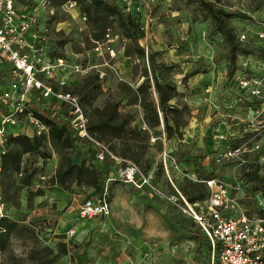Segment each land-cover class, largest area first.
<instances>
[{"label": "rangeland", "instance_id": "rangeland-1", "mask_svg": "<svg viewBox=\"0 0 264 264\" xmlns=\"http://www.w3.org/2000/svg\"><path fill=\"white\" fill-rule=\"evenodd\" d=\"M55 1L58 0L48 3L52 13L40 17L51 27L49 36L54 52L81 62L87 58L100 62V57L88 51L93 31L87 14L82 12L80 5L65 12ZM113 1L121 4L120 0ZM208 1L223 11H227L230 4L241 3V9L237 6L230 10L246 15H223L234 42L241 32L246 37L238 47L248 51L236 49L233 62L228 42L213 27L212 19L198 0H160L142 8L139 17L147 21V30L142 33L140 42L147 44L145 51L153 52L158 63L155 72L161 80L172 83L182 92L183 96L178 97L187 104L188 111L184 113L186 123L180 130V138L189 140L179 150L172 149L170 144L163 143L160 122L148 129L137 162L153 169L157 185L168 195L177 196L176 190L186 197L187 194H201L205 192L204 186L187 187V184L196 181L195 177L214 173L227 183L230 195L247 206L238 205V209L255 215L264 208V185L261 183L264 163L254 160V152L244 154L248 159L244 164L234 160L215 161L213 155L222 145L213 135L224 130L235 143L250 136L244 132L243 123L251 110L245 108L247 100L237 95L234 82L239 75L257 74L260 46L256 32L264 27V0ZM22 3L23 0H16L17 8ZM78 9L84 19L76 14ZM107 24L118 30L112 21ZM125 41L121 36L115 40L117 74H112L108 83L103 84L93 105H100L104 97L110 95L120 99L118 109L130 114L132 124L143 125L141 107L126 101L132 94L130 86L142 79L139 74L146 66V59L125 56ZM80 78L78 75L77 80ZM70 81L75 83L72 78ZM150 95L155 99V93L151 91ZM257 138L264 148V131ZM37 142L36 148L20 155L21 175L0 172L4 214L28 227L32 233L30 239L11 236L7 248L0 251V264H210L211 250L197 224L175 203L149 194L146 189L138 190L112 181L108 186L110 215L93 219L79 217L75 207L82 195L92 193L93 186L74 182H65L62 186L52 175L63 152L71 160L79 161L89 158L88 151L76 148L73 143L60 149L50 138H38ZM105 142L116 145L118 140ZM96 169L103 181L104 166L96 165ZM40 174L44 175L42 186L34 187ZM70 228L73 233L67 235Z\"/></svg>", "mask_w": 264, "mask_h": 264}, {"label": "built area", "instance_id": "built-area-1", "mask_svg": "<svg viewBox=\"0 0 264 264\" xmlns=\"http://www.w3.org/2000/svg\"><path fill=\"white\" fill-rule=\"evenodd\" d=\"M159 1L120 0V3L125 11L136 17L144 33L147 21L139 17L142 8ZM48 3L49 0H23L21 7L17 8L16 0H0V171L2 155L8 149V135L24 133L48 139V125L38 113L44 114L66 125L75 142L91 146L94 161L101 162L105 158L110 161L109 173L103 179L101 188L79 199L75 207L79 217H107L110 214L109 183L120 181L175 203L182 213L198 225L208 241L210 264H213L214 258L216 264H264V208L259 214H245L238 209V202L230 195L227 183L214 175L195 177L207 189L202 199L188 200L176 189L177 196L165 194L157 185L152 168L144 169L131 159L115 154L105 141L88 129L87 112L71 86L78 83V75L83 76L88 72L95 73L101 86L112 74H117V49L114 43L120 35L111 25H106L100 38L91 39L92 45L88 51L102 59L98 63L88 58L81 62L56 54L49 36L51 27L40 20L42 12L52 13ZM59 6L61 10L70 12L72 7L79 4L76 0H64ZM237 6L240 7L241 3L230 4L228 8ZM76 14L82 19L85 17L79 9ZM256 35L263 49L257 74L239 75L234 82L237 95L247 100L245 108L247 106L251 110V115L243 120V130L250 136L235 143L224 130L214 133V139L222 145L213 155L217 162L234 160L244 164L248 161L244 154L254 152V160L264 163V148L257 138L264 131V27ZM245 38L241 32L237 34L236 41L241 45ZM140 44L146 49V43ZM71 78L75 83L70 81ZM130 87L133 92L134 85ZM161 135L164 137L163 132ZM16 175H21V171ZM166 177L173 185L170 177ZM43 179L44 175L40 174L33 183L34 187H41ZM2 214L4 202L0 196ZM66 232L71 235L73 229Z\"/></svg>", "mask_w": 264, "mask_h": 264}, {"label": "trees", "instance_id": "trees-1", "mask_svg": "<svg viewBox=\"0 0 264 264\" xmlns=\"http://www.w3.org/2000/svg\"><path fill=\"white\" fill-rule=\"evenodd\" d=\"M62 1L64 0H58L55 1V3L60 4ZM76 1L80 5L82 12L87 14L88 20L91 22L93 39L100 38L106 24L112 21L118 28V30L115 31L126 40L123 46V54L125 56L137 55L141 59H143V57L146 59V66L140 69L139 75L142 79L139 83L134 85V91L126 101L127 104L138 103L141 107L140 119L143 125L140 123L139 125L136 123L132 124L130 114L118 109L120 99H115L110 95H106L100 105H93V100L102 92V86L97 80L95 73H86L81 76L76 85L71 86V90L78 95L79 100L87 112L88 129L103 141H110L112 139L118 140L116 145L112 142H106L109 149L115 154L131 159L144 169L150 168V166H141L137 162L144 148V143L142 141L147 139L148 129L158 125L160 122L163 128L161 132L164 133L165 138L179 139L181 137L180 130L186 123L184 113L188 111L187 104L178 97L182 95V92L177 91L175 85L168 81L161 80L157 75L155 69L158 63L154 60L153 52L145 51L139 42L143 31L139 28L136 17L128 11H125L122 4L118 5L113 0ZM198 1L212 19L213 27L222 33L225 40L228 42L231 61H234L236 49L247 52V49L238 47L239 44L237 41H233V33L225 26L223 21V15H236L240 17H246V15L240 11L230 9L223 11L220 8L214 7L213 3L208 0ZM257 52L261 55L263 49L259 47ZM125 86L127 85L125 84ZM150 90L155 93V99L151 97ZM170 101H172V103H169ZM38 115L48 125V138H50L53 144L58 148L62 149L73 143L76 148L86 149L88 151L89 158H81L79 161L71 160L63 152L60 155L58 166L52 175L53 180L62 186L65 182L67 184L74 182L76 184L83 183L92 185V192L98 191L103 181H100L101 178L96 171V165L104 166L105 172L102 173L101 176L105 178L108 174L109 159L105 158L101 162L94 161L92 159V147L84 143L79 144L75 142L73 135L66 125L44 114L38 113ZM38 138L43 137L34 135L28 136L24 133L8 135V149L1 158V171L6 174L12 172L16 174L20 170L19 162L21 153L36 148L38 145ZM211 175L212 173L209 172L204 177L197 178H205ZM199 182L201 181H192L187 184V187L204 186L205 192L196 195L187 194L188 200H194L200 197L202 199L206 196V186L203 182ZM261 183L264 185V180H262ZM20 228L23 229V231ZM17 235L30 239L32 233L25 225H19L16 221L9 219L5 214L0 215V251L7 248L11 236ZM194 235L197 236L195 233Z\"/></svg>", "mask_w": 264, "mask_h": 264}, {"label": "crops", "instance_id": "crops-1", "mask_svg": "<svg viewBox=\"0 0 264 264\" xmlns=\"http://www.w3.org/2000/svg\"><path fill=\"white\" fill-rule=\"evenodd\" d=\"M42 14L44 15V13L42 12L41 13V16H42ZM118 52V51H117ZM138 82V81H137ZM106 83H108V81L107 82H105V84ZM160 134H161V132H160ZM162 140H163V143L164 144H170L171 145V147H172V149H175V150H179V148H181L184 144H185V142L187 141V140H189V138H187V139H185V138H179V139H176V138H166L165 139V137H162ZM204 159V158H203ZM208 163V162H207ZM207 166V165H206ZM178 167V163L175 165V168H177ZM211 170V169H210ZM108 173H109V171H108ZM172 173L174 174V176H175V178H177V173H176V171H175V169H173V171H172ZM166 175H168L169 177H170V175H169V173L168 172H166ZM212 175H214V176H217L216 174H212ZM218 177V176H217ZM220 178V177H219ZM170 179H171V177H170ZM172 181V180H171ZM115 182H120V181H115ZM120 183H122V182H120ZM173 183V182H172ZM125 184H127V183H125ZM129 185V184H128ZM173 185H174V183H173ZM131 186V185H130ZM175 186V185H174ZM137 189V188H136ZM138 190H142V189H138ZM229 193H230V191H229ZM238 205H242V206H244V207H247L245 204H243V203H239L238 202ZM262 211V209L259 211V213ZM110 213H111V205H110ZM258 213V214H259ZM110 215V214H109ZM108 215V216H109ZM253 215V214H252ZM107 216V217H108Z\"/></svg>", "mask_w": 264, "mask_h": 264}, {"label": "bare ground", "instance_id": "bare-ground-1", "mask_svg": "<svg viewBox=\"0 0 264 264\" xmlns=\"http://www.w3.org/2000/svg\"><path fill=\"white\" fill-rule=\"evenodd\" d=\"M74 7H72L71 9H73Z\"/></svg>", "mask_w": 264, "mask_h": 264}]
</instances>
